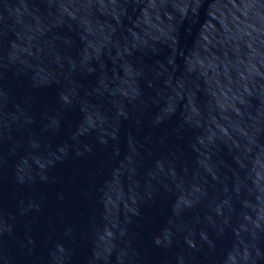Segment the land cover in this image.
I'll return each instance as SVG.
<instances>
[{
  "label": "water",
  "instance_id": "water-1",
  "mask_svg": "<svg viewBox=\"0 0 264 264\" xmlns=\"http://www.w3.org/2000/svg\"><path fill=\"white\" fill-rule=\"evenodd\" d=\"M0 264H264V0H0Z\"/></svg>",
  "mask_w": 264,
  "mask_h": 264
}]
</instances>
